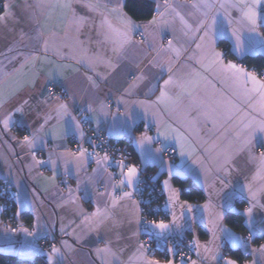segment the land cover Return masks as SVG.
Instances as JSON below:
<instances>
[{
	"label": "crops",
	"instance_id": "crops-1",
	"mask_svg": "<svg viewBox=\"0 0 264 264\" xmlns=\"http://www.w3.org/2000/svg\"><path fill=\"white\" fill-rule=\"evenodd\" d=\"M125 1L4 0L0 179L15 190L18 227L2 223L0 204V253L47 264H148L155 260L139 234L175 233L194 240V257L158 264H264V132L256 130L264 101L245 92L250 82L242 87L231 72L209 67L210 54L220 53L222 65L264 82L244 63L264 56V0H247L254 25L239 0H207L211 8L151 0L157 15L147 22L134 20ZM51 84L65 96H51ZM80 111L94 128L131 137L138 163L131 182L108 157L69 150V137L84 136ZM169 146L176 159L164 157ZM147 168L165 193L167 218L143 228L135 195ZM176 178L204 199L185 200ZM228 212L242 214L245 233L226 223ZM54 239L56 251L44 250Z\"/></svg>",
	"mask_w": 264,
	"mask_h": 264
},
{
	"label": "built area",
	"instance_id": "built-area-1",
	"mask_svg": "<svg viewBox=\"0 0 264 264\" xmlns=\"http://www.w3.org/2000/svg\"><path fill=\"white\" fill-rule=\"evenodd\" d=\"M192 2V0H186ZM164 4L168 0H162ZM4 6V0H0V9ZM157 12L154 11L153 16ZM49 94L54 97L65 96V90L55 84L49 86ZM80 126L83 131V138L71 136L68 139L69 150L73 152L88 151L92 158L106 156L115 164L128 173L130 167H138L136 153L132 146V139L129 136L115 137L104 130L93 127L88 119L87 113L78 112ZM138 129L153 132L154 127L146 126L144 123L138 125ZM17 132V131H15ZM166 159H176L177 149L174 146L167 147L164 152ZM15 190L10 181L6 178L0 179V204L2 205V223L11 228L18 227L15 221L16 203L14 199ZM136 198L139 201V218L143 228L150 222L165 220L167 218L165 208V193L153 175L152 171L142 169L140 171V186L136 191ZM139 243L144 245L147 256L155 261L173 257L176 260H185L194 257L195 242L187 236H179L171 233L166 237H156L152 233L141 232ZM56 240L43 244V249L52 251Z\"/></svg>",
	"mask_w": 264,
	"mask_h": 264
},
{
	"label": "trees",
	"instance_id": "trees-1",
	"mask_svg": "<svg viewBox=\"0 0 264 264\" xmlns=\"http://www.w3.org/2000/svg\"><path fill=\"white\" fill-rule=\"evenodd\" d=\"M125 11L138 22H147L153 17L155 3L151 0H126ZM221 45H225L224 42ZM245 65L252 68L257 74L264 73V56L251 55L245 59ZM150 168H147V170ZM176 183L183 188L182 197L189 202H198L204 199L203 192L194 186L190 181L176 178ZM187 187V189H186ZM241 205V204H240ZM27 218V217H26ZM226 223L237 231L246 232L244 217L237 212H228L225 218ZM0 264H47L45 259L37 256L33 259H19L15 256L0 253Z\"/></svg>",
	"mask_w": 264,
	"mask_h": 264
},
{
	"label": "snow or ice",
	"instance_id": "snow-or-ice-1",
	"mask_svg": "<svg viewBox=\"0 0 264 264\" xmlns=\"http://www.w3.org/2000/svg\"><path fill=\"white\" fill-rule=\"evenodd\" d=\"M239 3L243 6V9H246V11L243 12L245 18L249 21V23L254 25L255 24V18H256V12L253 10V7L248 4L247 0H239ZM255 3H256V0H253V4H255ZM193 7H196V8H201V7H203V8H211L212 5L209 4L207 2V0H198L197 3L193 4ZM220 7L224 8L225 7V3H221ZM205 15H207V13H205ZM0 19H3V17H0ZM152 23H156L155 19L152 21ZM203 23L204 22L202 21L201 24L203 25ZM215 25H216V20H215V18H213L212 21H211V24H209V26H208L209 31H215L216 30L214 28ZM186 27H189V30H191L190 26L186 25ZM196 30L199 31V29H196ZM205 35L207 36L208 32H206ZM169 43L171 45V42H169ZM198 47H200V46L198 45ZM220 57H221L220 53H211L210 54V59H209V67H211L212 65H219L224 71L231 72L233 77H234V79L239 81L242 87L246 86L247 83L250 82L252 84V87L250 89L245 87V92L246 93H248V92H250V93H258L260 95V97H261V100L264 101V82L259 81L255 74H249V73L245 72L243 69L237 68V66L234 65V64H228L227 66L222 65V63L220 61ZM168 83H171V81H167L166 82V84H168ZM177 87L183 89L184 88V83L183 82L178 83ZM165 96H166V93L162 92L161 93L162 99ZM61 107H64V106L62 105ZM237 111H238V109H237ZM261 112H262V114H264V104L261 105ZM5 127H7V121H5ZM245 127L248 128V129H251L252 128V123H249ZM256 130H258L260 132H264V121H261V122H259L257 124ZM252 134L253 133L250 132V136ZM25 141L29 143V146H31L33 143H35V139H33L32 141H28L27 137H25ZM245 142L248 143L250 141L246 140ZM106 159L107 158L105 157V160ZM261 161H262V163H264V153H261ZM135 173H136V169L134 167H130L128 169L129 182H131V177L134 176ZM129 195H130L129 193H124V196H129ZM97 214H99V213H97ZM156 227L161 229V230H163V229H166L168 226L163 224V223H160V224H157ZM53 251L55 252L56 250L53 249ZM99 251H107V250L106 249H101ZM148 264H158V262L151 261V262H148ZM169 264H171V261H169ZM227 264H234V262L233 261H228Z\"/></svg>",
	"mask_w": 264,
	"mask_h": 264
}]
</instances>
